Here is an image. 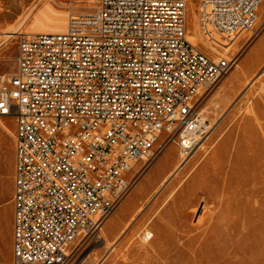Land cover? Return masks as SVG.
<instances>
[{
  "label": "built area",
  "instance_id": "built-area-1",
  "mask_svg": "<svg viewBox=\"0 0 264 264\" xmlns=\"http://www.w3.org/2000/svg\"><path fill=\"white\" fill-rule=\"evenodd\" d=\"M264 0H202L227 39L252 29ZM0 76V117L15 119L13 252L4 264H66L131 186L139 160L167 144L185 164L207 134L204 91L232 61L187 32V0H98L57 32L18 34Z\"/></svg>",
  "mask_w": 264,
  "mask_h": 264
},
{
  "label": "rangeland",
  "instance_id": "rangeland-1",
  "mask_svg": "<svg viewBox=\"0 0 264 264\" xmlns=\"http://www.w3.org/2000/svg\"><path fill=\"white\" fill-rule=\"evenodd\" d=\"M98 0H0V76L16 70L18 34L64 29ZM187 0V32L212 59L232 61L198 100L207 134L181 163L175 144L137 161L131 186L66 264H264V2L251 30L202 29ZM15 119L0 117V264L12 257Z\"/></svg>",
  "mask_w": 264,
  "mask_h": 264
},
{
  "label": "bare ground",
  "instance_id": "bare-ground-1",
  "mask_svg": "<svg viewBox=\"0 0 264 264\" xmlns=\"http://www.w3.org/2000/svg\"><path fill=\"white\" fill-rule=\"evenodd\" d=\"M61 30H63V29H61ZM61 30H58V31H61ZM54 32H57V31H54Z\"/></svg>",
  "mask_w": 264,
  "mask_h": 264
}]
</instances>
